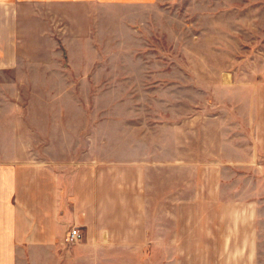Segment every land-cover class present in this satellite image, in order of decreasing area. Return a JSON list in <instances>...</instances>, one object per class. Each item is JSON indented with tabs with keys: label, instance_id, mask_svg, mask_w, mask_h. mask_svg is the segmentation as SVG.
Masks as SVG:
<instances>
[{
	"label": "rangeland",
	"instance_id": "374dc122",
	"mask_svg": "<svg viewBox=\"0 0 264 264\" xmlns=\"http://www.w3.org/2000/svg\"><path fill=\"white\" fill-rule=\"evenodd\" d=\"M155 1L92 8L93 72L34 73L37 83L16 89L1 81L0 145H15L5 135L12 128H30L34 177L78 171L114 224L136 214L138 194L151 205L159 194L161 225L175 212L176 235L196 244L202 227L246 211L255 183L264 188V0ZM17 98L22 120L7 115ZM22 155L1 151L0 160ZM261 211L253 204L241 223L264 225ZM209 249H146V264H200L208 251L215 260Z\"/></svg>",
	"mask_w": 264,
	"mask_h": 264
},
{
	"label": "crops",
	"instance_id": "0c3cea01",
	"mask_svg": "<svg viewBox=\"0 0 264 264\" xmlns=\"http://www.w3.org/2000/svg\"><path fill=\"white\" fill-rule=\"evenodd\" d=\"M97 3L157 4L155 0H0V82L8 83L5 88L32 87V81L40 80L34 73L43 79L50 73L93 72L94 64L88 58L93 61L97 54L96 36L92 35L97 24L92 8ZM76 55L82 60L76 61ZM24 100H13L7 115L21 116L16 110H26ZM32 134L27 127L12 128L5 135L16 138L15 145H0V152H20L24 157L0 160V264H146V249L178 247L201 249L202 255L205 249L216 250L215 260L208 251L200 264H264V253H260L261 248L264 251V225L241 223L251 216L253 204L264 210V188L257 183L246 211L232 210L234 223L202 227L199 241L192 244V236L184 235L181 240L176 235L175 212L169 210L168 225H161L159 206L154 209L159 194H152V205L148 194H138L136 214L130 213L133 217L128 223L114 224L105 209L99 208L96 188H90L78 171L66 175L47 168L46 177H34L33 160L30 155L26 158L32 152ZM259 178L264 182V177ZM258 216H264V211ZM73 226L81 228L83 238L68 244L65 237ZM191 232L192 228L184 226L183 234ZM226 249L232 251L226 253ZM187 260V256H172L164 264ZM155 261L162 264L153 257Z\"/></svg>",
	"mask_w": 264,
	"mask_h": 264
},
{
	"label": "built area",
	"instance_id": "2783aa9c",
	"mask_svg": "<svg viewBox=\"0 0 264 264\" xmlns=\"http://www.w3.org/2000/svg\"><path fill=\"white\" fill-rule=\"evenodd\" d=\"M83 238V232L80 227L73 226L70 228L68 234L65 237V242L68 244H73L77 242L78 240H81Z\"/></svg>",
	"mask_w": 264,
	"mask_h": 264
}]
</instances>
